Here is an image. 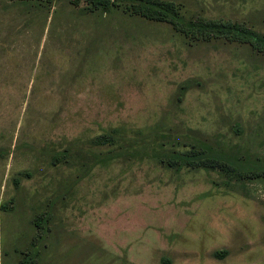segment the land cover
<instances>
[{"label": "rangeland", "instance_id": "374dc122", "mask_svg": "<svg viewBox=\"0 0 264 264\" xmlns=\"http://www.w3.org/2000/svg\"><path fill=\"white\" fill-rule=\"evenodd\" d=\"M160 1L264 35V0ZM192 143L264 161V49L130 1L0 0V264H264L263 177L144 153Z\"/></svg>", "mask_w": 264, "mask_h": 264}, {"label": "trees", "instance_id": "16d2710c", "mask_svg": "<svg viewBox=\"0 0 264 264\" xmlns=\"http://www.w3.org/2000/svg\"><path fill=\"white\" fill-rule=\"evenodd\" d=\"M99 3H107L108 0H97ZM130 1L131 4L144 16L156 19L164 20L172 23L174 27L187 35H193L197 38L207 39L209 37H226L232 40H239L242 42L251 43L256 49H264V35L241 24L231 22H213L202 19L187 20L181 16L170 1L160 0H119ZM191 148L184 151H158V152H144L154 157H158L160 160H166L168 164L175 165L177 168L184 166L188 167H200L210 170H218L223 172L228 177L239 176H252L264 178V161H240L239 159L232 157L228 154L218 152L216 150L205 147L201 143H192ZM67 149L61 151L66 152ZM121 153L108 152L106 154H93L94 163L90 166L92 168L95 164L107 160H112L115 156ZM128 153V152H125ZM89 168V169H90ZM41 222L44 223L47 220V214L40 217ZM41 238V237H39ZM38 244L33 243L29 252H26L18 264H36L38 256ZM216 256L218 251L214 253Z\"/></svg>", "mask_w": 264, "mask_h": 264}]
</instances>
